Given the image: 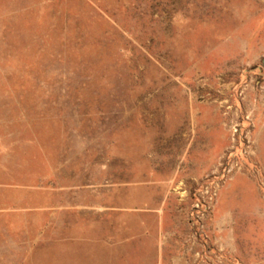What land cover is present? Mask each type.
<instances>
[{"label":"rangeland","instance_id":"1","mask_svg":"<svg viewBox=\"0 0 264 264\" xmlns=\"http://www.w3.org/2000/svg\"><path fill=\"white\" fill-rule=\"evenodd\" d=\"M0 264H264V0H0Z\"/></svg>","mask_w":264,"mask_h":264}]
</instances>
